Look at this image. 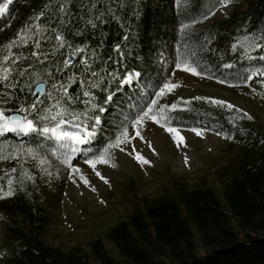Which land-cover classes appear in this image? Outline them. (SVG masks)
<instances>
[{"label":"trees","instance_id":"obj_1","mask_svg":"<svg viewBox=\"0 0 264 264\" xmlns=\"http://www.w3.org/2000/svg\"><path fill=\"white\" fill-rule=\"evenodd\" d=\"M4 1L0 0V3ZM15 1L7 5L8 12L16 9L13 6ZM79 2L75 0L71 5L72 16L82 15L77 7ZM45 3L46 0L27 2L28 9L14 31L1 39L5 48ZM215 4L216 0H181L177 7L174 0H114L111 4L109 0H100L98 10L104 13L103 22L98 23L95 29L88 27L81 35H73L71 30L65 35L70 42L88 45L103 57L105 62L97 60L93 67L98 66L105 76L109 72L123 75L132 69L140 72L141 76L135 78L134 85L141 90V82L152 87L161 85L166 77V63L178 57L188 60L197 67V71L203 72L202 75L224 83H245L246 77L256 69L264 70V59L260 58L264 56V50L255 49L244 55L239 48L232 51L231 44L233 37L239 34L237 30L242 32L245 24L248 31L264 29V0H231L233 9L226 19L213 25L194 27L202 23V17L209 9L215 11L218 8L213 7ZM194 19L198 23L190 25L187 32L182 33L181 23L190 24ZM73 27L83 28V25L77 19L69 25V29ZM206 37L211 38V44L206 42ZM16 43L19 44V39ZM117 43L122 45L125 56H117L113 47ZM33 48L31 41L27 46L13 47V52L23 54L16 67L17 71L23 69L24 75L15 80L23 91L20 88L10 91L22 99L0 107L18 109L21 102H34L33 85L43 80L46 91L39 99L46 103L38 105L43 108L52 103L47 97L52 91L54 78L64 80L77 72L79 56L72 55L67 47L55 50L45 44L38 51L46 54L48 59L41 55L39 63L30 54ZM6 51L0 50V57ZM85 55L91 57L92 53L87 51ZM109 56L112 57L110 61ZM65 58L72 63L63 72H57L58 67H63ZM48 68L52 69L55 77L48 76ZM68 87L72 93L78 84L70 82ZM105 87L115 92L114 100L134 91L127 89L126 84L118 88L115 84ZM103 95L99 92L100 97ZM196 98H179L167 103L178 105L171 110L174 117L170 123L177 128L210 130L227 138L233 137L230 140L234 151L217 170L223 203L211 186L179 189L173 196L154 199L138 212L114 224L106 233L112 249L98 238L90 243L88 252L63 250L41 236L40 226L47 220V212L35 197L38 177L23 163L16 162L9 169L0 171V183L6 184L8 176L16 179L22 169L34 174L35 182L27 181L26 191L31 193L30 197L17 192L13 197L0 199V221L10 241L4 251L3 264H264V133L243 116L240 107L229 109L211 103L209 98ZM112 112V106L107 105L88 152L95 153L106 146L110 137L102 128L103 124L115 126L107 116ZM29 118H33L31 113ZM34 123L38 130L28 134L0 133V150L5 147L3 145L13 144L19 149L21 145L32 146L47 162L56 164V155L51 151L55 142L39 132L43 127L39 121L34 120ZM13 168L16 173L11 172ZM259 236L263 239L251 241ZM237 242L243 244L235 246ZM229 246L234 247L229 251H219Z\"/></svg>","mask_w":264,"mask_h":264},{"label":"rangeland","instance_id":"obj_2","mask_svg":"<svg viewBox=\"0 0 264 264\" xmlns=\"http://www.w3.org/2000/svg\"><path fill=\"white\" fill-rule=\"evenodd\" d=\"M10 1L12 0L4 2L0 13V50L6 49L1 42L2 37L14 31L21 21L20 17L28 9L27 2L31 0L15 1L13 6L16 9L8 12L6 7ZM232 9L231 3L224 11L217 8L215 15L194 27L220 22L228 17ZM174 60L166 63L165 80L176 83L177 87L167 93L161 103L200 96L223 100L251 115L250 123L258 126L264 133L263 78H255L251 74L252 80L245 83H224L205 75L177 69ZM134 86L127 84V89L133 90ZM62 127L69 130L71 128L70 125ZM114 127L103 124L102 130L110 137ZM140 130L144 139H135L134 143L130 140L129 144L149 163L137 161L134 153L130 155L113 148L110 149V162L98 163L96 169L84 162L87 152L74 154L71 163L79 167L80 172L73 173L72 168L63 163L62 156L56 155L54 165L47 161L40 164L39 157L33 158L25 153L19 155L18 159L12 158L11 153L23 151L11 144L3 145L5 147L0 150V155L7 157L0 159V171L9 169L17 162L36 173L39 183L35 197L47 212V220L40 226L41 236L63 250L80 253L88 252L90 243L98 238L103 240L107 248L112 249L106 233L114 224L138 212L154 199L173 196L179 189L198 185L211 186L221 202H224L217 170L234 151V144L230 139L222 134L217 135L218 132L215 131L201 130V135H197L192 130L178 128L184 137V143L177 146L172 134L154 122H146ZM148 142H151L152 147L148 146ZM185 156L188 158L187 163ZM97 171L107 182L96 175ZM81 174L88 179V184L80 179ZM9 245L6 228L0 221V251L4 252ZM4 261L5 256H0V264Z\"/></svg>","mask_w":264,"mask_h":264},{"label":"snow or ice","instance_id":"obj_3","mask_svg":"<svg viewBox=\"0 0 264 264\" xmlns=\"http://www.w3.org/2000/svg\"><path fill=\"white\" fill-rule=\"evenodd\" d=\"M74 2L75 0H55V3H53V0H46L43 8L37 11L30 22L16 33V38L10 40L6 45V54L0 57V105H8L22 99L19 96H14L13 92L10 91L16 88L23 91V87L15 83L16 79L22 78L24 75V70L19 69L17 71L16 67L17 62L23 59V54L13 52V47L27 46L31 40L34 48L30 54L37 59V63H39L41 55L45 60L48 59L46 54L38 51L45 44L55 50L67 47L72 51V55L79 56V64L77 65V72L68 76L67 79L54 78L51 85L52 91L48 93L47 97L48 100L52 101L51 104L39 108L38 105H45L46 102L36 97L32 103L21 102L18 109L0 107V133L11 131L28 134L38 130L34 120L39 121L43 125L39 128V132L47 136L50 141L55 142V146L51 149L52 154L62 156L63 163L68 164L73 173L80 172L79 167L71 163L74 154L87 152L84 162L90 165L92 169H96L98 163L108 164L110 162V149L113 148L126 151L130 155L134 153L137 161L149 163L132 144H129L130 140L134 143L135 139H144L140 129L146 122H154L156 125H160L165 131L172 134V139L177 142V146L182 145L184 137L180 134L178 128L170 123L171 118L174 117V112L171 110L176 109L178 105L175 103L169 105L161 103L162 98L167 93H171L177 87V84L165 80L162 85L152 87L147 82H141L143 90L134 86V91L131 94L114 100L115 92L111 88L105 87V85L115 84L118 88L121 84H134L135 78L140 77L141 73L132 69L123 75L118 72H109L105 76L98 70V66L94 69L93 65L97 60L102 63L105 62L103 57L95 49H90L88 45L70 42L65 33L71 30L73 35L78 36L88 27L95 29L98 23L103 22L104 13H100L98 10L100 0H80L77 7L82 15L72 16L71 5ZM113 2L114 0H109V4ZM174 2L177 7L181 4V0H174ZM230 3L231 0H216L213 7H218L219 10L224 11ZM0 11H3V8H0ZM105 11H110V9H105ZM213 15H215V11L209 9L202 19L207 20ZM70 16L71 19H69ZM77 19L83 25V28L73 27L69 29V25ZM196 23L198 21L195 19L190 21V24L181 23L182 33H186L190 25ZM237 31L239 34L233 37L232 51H237L239 48L244 55H247L255 49L264 50V29L258 28L248 31L245 24L242 32L239 29ZM16 39H19V44L16 43ZM205 39L208 44H211V38L206 37ZM113 47L118 57L126 55L121 50V44L117 43ZM87 51H91V57L85 55ZM191 55L195 56V53H191ZM260 58L264 59V56ZM108 59L110 61L112 57L109 56ZM71 63L72 61L65 58L63 67H58L56 71L63 72ZM174 64L177 69H183L196 75L203 74L202 71H197V67L193 66L188 60L178 57L174 60ZM46 72L50 78L55 77L51 68L46 69ZM256 73L264 76V70L262 69H256ZM248 80H252L251 75L246 77L245 82ZM70 82L78 84L75 92L70 93L68 87ZM99 92L104 93V95L100 97ZM196 99L200 98L197 97ZM209 100L213 104L234 109V106L226 101L214 98H209ZM107 105H111L113 108L110 116V122L115 125L113 132L103 150L97 149L95 153L88 152V147L101 126V114L106 112ZM7 111H12L14 114L8 115L6 114ZM240 111L244 117L249 120L252 119V116L247 112ZM29 113L33 115V118H29ZM67 125L71 126L70 130L62 127ZM192 131L197 135H201L199 129L194 128ZM217 135H220V133H217ZM232 138V136L228 137V139ZM81 145L85 147L81 148ZM148 146L152 147L151 142H148ZM21 150L25 152V155L33 158L39 157L40 164L46 162L40 152L32 146L21 145ZM11 156L18 159L19 153H11ZM0 159H7V157L0 155ZM187 160L188 158L185 156V163H187ZM11 172L16 173L17 170L13 168ZM96 175L100 176L101 179H105L98 171ZM80 179L85 184L89 183L88 179L82 174ZM27 181L34 183V174H30L23 169L16 179L12 176L6 177V184L0 183V199L13 197L17 192H24L25 195L30 197L31 193L26 191ZM105 182H107L106 179ZM4 254L0 251V256Z\"/></svg>","mask_w":264,"mask_h":264},{"label":"water","instance_id":"obj_4","mask_svg":"<svg viewBox=\"0 0 264 264\" xmlns=\"http://www.w3.org/2000/svg\"><path fill=\"white\" fill-rule=\"evenodd\" d=\"M33 94L35 97H40L45 91H46V83L43 80H38L34 83L33 88H32ZM14 114L13 112L8 113V115ZM22 115L24 113H21ZM263 237H253L251 241H256V240H261ZM243 242H237L235 246L242 245ZM234 246H229L223 249H219V251H229L232 250Z\"/></svg>","mask_w":264,"mask_h":264},{"label":"bare ground","instance_id":"obj_5","mask_svg":"<svg viewBox=\"0 0 264 264\" xmlns=\"http://www.w3.org/2000/svg\"><path fill=\"white\" fill-rule=\"evenodd\" d=\"M2 11H0V13H1Z\"/></svg>","mask_w":264,"mask_h":264}]
</instances>
